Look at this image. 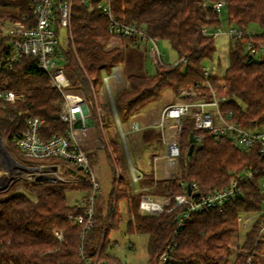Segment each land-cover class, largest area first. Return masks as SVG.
<instances>
[{
    "label": "trees",
    "instance_id": "16d2710c",
    "mask_svg": "<svg viewBox=\"0 0 264 264\" xmlns=\"http://www.w3.org/2000/svg\"><path fill=\"white\" fill-rule=\"evenodd\" d=\"M93 1L95 4L97 0ZM217 1L223 2L232 25L244 27L247 31V26L254 22L261 28L259 33L244 35L229 43V62L222 76L204 73L205 63L213 59L216 46L213 36L203 29L217 27L219 23V9L212 7ZM109 2L116 20L144 27L155 41H168L178 60L184 62L155 63L153 74L126 67V84L115 92L111 102L107 101L98 108L94 102V87L101 72L123 62L126 50L134 45V41L130 37H118L119 42L114 39L116 45L108 47L112 34L108 31L107 17L95 6L90 10L82 0H73L71 38L65 48L61 47L63 69L70 86L78 89L85 99L95 120L96 137L101 140L103 148L108 147L110 151L106 150L112 172L107 210L105 213L93 210V226L82 236V225L69 216L83 215L86 208L77 203L68 205L66 193L75 189L89 192L87 182L25 181L20 191L0 198V264H85V260L93 263L96 256L97 264H112L113 257L106 252L107 234L112 228L110 218L113 220L118 202L125 199L127 231L147 234L146 264H227L232 253L230 245L239 229L238 216L261 210L264 194L259 191L257 175L244 186L242 198L226 202L222 209L195 214L177 230L174 219L178 209L140 214L139 198L143 192L173 197L182 192L180 180L196 183L201 191L220 188L242 170L264 167V155L258 148L242 151L228 139L215 140L206 133L201 147L188 154L189 136L197 131L185 117L179 135V175L166 180H154L148 175L139 179V190L134 192L121 175L116 179L114 167L115 161H120L122 156L119 153L121 144L112 137L104 139L100 125L102 122L110 125L113 111L123 118L137 114L168 89L179 95L182 90H187L189 97L181 96L187 99L192 93L196 97L208 98L211 88L226 97L221 107L230 111L240 126L264 128V57L255 59L245 51L247 42L264 47V0ZM0 8L19 14L29 12L26 0H0ZM4 46L5 37L0 32V57ZM0 89H10L19 95L14 102L0 100V133L5 145H10L11 149H8L17 151L18 157L29 164L59 162L55 156L27 158L16 143V137L25 129L26 120L31 115L43 120L39 133L44 139L52 134L63 135L68 129V124L59 116L63 95L51 85L47 74L38 69L35 58L23 57L13 68L0 69ZM151 130H142V138L146 139ZM153 133L160 141L159 134ZM88 157L92 163L89 153ZM116 182L121 187L116 189ZM141 185L147 187L146 191L140 190ZM263 222L264 214L254 219L229 264H246L248 258L251 264H264V240L257 238ZM55 230L62 232V238L54 236ZM163 252H167L171 260L160 262Z\"/></svg>",
    "mask_w": 264,
    "mask_h": 264
},
{
    "label": "built area",
    "instance_id": "2783aa9c",
    "mask_svg": "<svg viewBox=\"0 0 264 264\" xmlns=\"http://www.w3.org/2000/svg\"><path fill=\"white\" fill-rule=\"evenodd\" d=\"M83 3L91 10L94 6L99 12L108 19V31L112 34L107 46L116 45L118 37H130L134 44L139 41H145L147 55L151 61L163 64L162 54L158 48L157 41L153 40L144 27L132 23H124L116 20L111 12L109 0H82ZM29 7L28 13L19 14L12 13L4 15L0 19V32L5 37V46L0 57V69H11L19 63L23 57H33L36 60L38 69L45 72L52 86L58 89L63 95V103L60 109V119L68 124L65 134H52L49 138H42L39 129L43 120L37 116H29L26 120V127L22 133L16 137V143L21 153L31 159H43L51 156L59 158V162L55 163H34L30 165H22L25 168V174L31 175L27 181H33L40 176L51 178L53 181H76L87 182L90 186L88 195L80 199L77 204L85 206L86 211L83 215H70L69 218L82 225V236L85 231L93 226V199L99 189L98 179L93 171L92 164L89 160L88 153L95 145L94 138L91 134L92 123H88V119H92V115L88 109L83 111L85 99L78 89L70 86L69 80L64 72L62 48L60 43V30L65 31L64 37L67 41L71 38V13L73 0H26ZM223 6L222 1L213 3L212 7L219 9ZM203 31L209 33L208 29ZM230 42L241 39L244 35H250L244 27L229 26L227 30H223ZM245 51L250 53L255 59L264 57V47H256L252 42L245 44ZM58 61V62H57ZM184 62L179 59L178 62ZM210 68L205 67V75L210 74ZM119 69L117 66L111 67V74L103 77V83L108 87V81L119 78ZM78 94L79 98L75 101L70 100L71 94ZM187 90L180 92V99L173 102H165L160 107L157 114L151 116L142 124L135 119L131 122L133 131H140L148 128H157L164 135V154L163 158L164 173L169 170L175 171L173 166L177 165L180 155L178 134L181 130L182 120L188 117L191 126L197 132L193 135V149L202 145L204 135L207 133L215 140L219 138L228 139L237 149L248 151L253 147H257L259 153L264 155V128L248 129L240 126L232 117L230 111L222 109L221 105L226 100L223 95L217 94L210 88L208 98L189 97ZM19 95L10 89H0V100L5 102H14ZM87 106V104H86ZM116 123L119 126V118L115 115ZM93 120V119H92ZM120 128V127H119ZM92 139V144L88 142V133ZM123 137V134H122ZM56 165V170L42 169L40 165ZM60 164L68 170L67 176L60 170ZM173 171V172H174ZM132 177L138 180V176L131 170ZM257 175V185L259 191L264 194V167L248 168L242 170L229 180V182L220 187L213 188L208 191H201L196 183H187L183 180L179 181L182 192L177 193L173 197L158 196L143 192L138 202V212L140 214H159L163 211L178 209V213L174 219L175 230L181 229L190 221L193 215L207 212L211 209H222L226 202L236 201L243 197L244 186L253 180ZM189 187V190L187 189ZM8 188V187H6ZM2 190V189H1ZM141 190V189H140ZM261 214H264V197L261 202ZM258 212V213H259ZM242 214L238 216L243 226L248 224L249 219H243ZM56 238H62L60 230L54 231ZM264 239V222L257 232V238ZM171 260L167 252H163L160 262ZM85 264H97L96 261L89 263L85 260ZM246 264H251L248 258Z\"/></svg>",
    "mask_w": 264,
    "mask_h": 264
},
{
    "label": "rangeland",
    "instance_id": "374dc122",
    "mask_svg": "<svg viewBox=\"0 0 264 264\" xmlns=\"http://www.w3.org/2000/svg\"><path fill=\"white\" fill-rule=\"evenodd\" d=\"M11 13L12 10H7L0 8V19L4 17L3 14ZM218 19L219 23L217 27H209V34L213 36L214 43L216 46V51L214 53L213 59L205 63V67L210 68V75L222 76L225 68L229 62V37L223 33V30H227L232 24L229 23L227 19L226 7H220L218 10ZM6 16V15H5ZM247 31L249 33H259L261 28L258 24L252 22L247 26ZM60 43L61 47L65 48L67 46V38L64 37L65 31L60 30ZM117 38V43H118ZM158 48L162 54L163 62L165 64H173L178 61V56L176 52L171 48L168 41L160 39L157 40ZM147 43L145 41H139L132 46H129L125 53V59L120 64L116 66L119 69V78L117 80L108 81V87L103 83V77L111 74V69L101 72V76L98 82L95 84L94 90V102L98 108L101 107V104L106 103L107 101L111 102L112 97L115 92L118 91L121 87L126 84V67L132 71L137 72H147L148 74H153L155 71V65L151 61L150 57L147 55L146 49ZM58 62V61H57ZM58 63H63L59 61ZM183 70V65L181 66ZM168 91L167 98L163 102L161 98L158 100L152 101L137 112V114L130 115L123 118L117 112L113 111V114L110 118V125H106L105 122L101 123V129L104 139L112 137L121 144L119 153H121L120 161H115V177L118 180L119 175H121L124 181H127L128 184L132 187L133 191L139 190L140 180L146 178L148 175L152 176L154 180H166L169 178L179 175V158L177 165L173 166L169 170V173H164V162L161 157L164 154V137H167L166 134H162L157 128H148L152 129L146 139L142 138V130L133 131L130 127L131 122L137 119L139 124H142L141 117L150 118L154 116L163 106L165 102H173L180 99L179 94H175L170 89ZM73 97L70 99L72 102L75 101V98H79L78 94H72ZM194 98V97H191ZM190 99V98H189ZM163 102V103H162ZM98 108L96 111L98 112ZM138 113H140L138 115ZM117 114L119 118V126L116 123L115 115ZM93 119V117H92ZM184 120V119H183ZM182 120V124H183ZM95 123V120H92ZM95 124L91 127V134L94 138L95 145L92 149L89 150V154L92 160V168L99 182V189L97 190L95 197L93 199V210L96 212H106L107 210V198L111 189V178L112 172L106 158V150L109 151L108 147L103 148L101 145V140L95 135ZM120 127V128H119ZM150 131V130H149ZM153 132L159 134L160 141H157V138H154ZM123 134V137H122ZM178 134V140H179ZM90 138V143L92 144V138ZM0 141L4 149L9 153L10 157L13 159L7 163L2 162L0 159V187H8L5 192H0V198L11 195L12 193L18 192L21 190L22 184L27 181L31 175L23 174V170L20 167V164L30 165L28 162H23L21 157H18L17 151H10V145H5V141L2 138L0 133ZM89 141V139H88ZM8 143V142H7ZM107 144V142H106ZM107 146V145H106ZM9 148V149H8ZM1 151V148H0ZM112 151V150H111ZM114 156V154H113ZM5 163V164H4ZM65 166L60 164V170L63 171L64 175H68L65 171ZM131 170L136 173L139 177L138 180H135L132 177ZM21 171V172H20ZM174 171V172H173ZM4 174V175H3ZM140 179V180H139ZM116 189L121 187L117 185ZM142 190L146 191L147 187L141 185ZM29 195V194H28ZM88 195V191L85 190H70L66 193V202L68 205L76 204L80 199L85 198ZM261 213H243L241 216L243 219H249L248 224L243 226L242 222L239 221V229L237 235L233 237L232 243L230 245L232 253L228 259V263L233 260L235 251L237 247L240 246L244 240L246 231L250 228L254 219ZM127 220V211H126V199L120 200L117 205V211L114 215L112 222V228L108 231L107 234V244L106 252H108L113 257L112 264H146L148 259V254L146 251L147 243V234L146 233H137L135 231L128 232L126 227ZM264 240L263 238H258ZM97 262V256L96 260Z\"/></svg>",
    "mask_w": 264,
    "mask_h": 264
},
{
    "label": "water",
    "instance_id": "95a60500",
    "mask_svg": "<svg viewBox=\"0 0 264 264\" xmlns=\"http://www.w3.org/2000/svg\"><path fill=\"white\" fill-rule=\"evenodd\" d=\"M82 108H83L84 112L88 111L86 104H83ZM88 123H92V119L91 118L88 119ZM189 141H190V145L188 147V154H191V152L193 150V135L192 134H190V136H189ZM0 148L3 149L8 154V156L10 157L9 153L2 146L1 141H0ZM10 158L13 159L12 157H10ZM40 166L44 170H46V169L56 170V165H54V164L53 165H44L43 164V165H40ZM37 179L44 180V181H53L51 178H47V177H43V176H40ZM187 189L189 190V187H187Z\"/></svg>",
    "mask_w": 264,
    "mask_h": 264
},
{
    "label": "bare ground",
    "instance_id": "6f19581e",
    "mask_svg": "<svg viewBox=\"0 0 264 264\" xmlns=\"http://www.w3.org/2000/svg\"><path fill=\"white\" fill-rule=\"evenodd\" d=\"M73 97V95L71 94L70 95V99ZM90 132L88 133V139H89V143H90ZM0 159H1V161L2 162H5V163H7V162H9V161H12V160H10V158H9V156H8V154L3 150V149H1V151H0ZM4 163V164H5ZM20 167H22V169L24 170L25 168L23 167V166H20ZM21 172V171H20ZM24 174V173H23ZM4 175V174H3ZM2 189V190H1ZM5 190H7V188L5 187V186H1L0 187V192H5Z\"/></svg>",
    "mask_w": 264,
    "mask_h": 264
},
{
    "label": "crops",
    "instance_id": "0c3cea01",
    "mask_svg": "<svg viewBox=\"0 0 264 264\" xmlns=\"http://www.w3.org/2000/svg\"><path fill=\"white\" fill-rule=\"evenodd\" d=\"M167 94H168V91H164V92L162 93V95H161L160 98L163 100V102H164V101L166 100V98L168 97ZM163 102H162V103H163ZM139 114H140V113H138V115H139ZM156 114H157V113H156ZM141 119H142L143 122L146 121V118H144V117H141ZM147 120H148V119H147Z\"/></svg>",
    "mask_w": 264,
    "mask_h": 264
}]
</instances>
